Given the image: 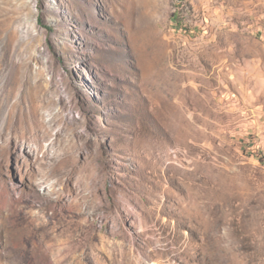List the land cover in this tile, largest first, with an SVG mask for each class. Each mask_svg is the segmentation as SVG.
<instances>
[{"label": "rangeland", "instance_id": "rangeland-1", "mask_svg": "<svg viewBox=\"0 0 264 264\" xmlns=\"http://www.w3.org/2000/svg\"><path fill=\"white\" fill-rule=\"evenodd\" d=\"M0 264H264V0H0Z\"/></svg>", "mask_w": 264, "mask_h": 264}, {"label": "trees", "instance_id": "trees-1", "mask_svg": "<svg viewBox=\"0 0 264 264\" xmlns=\"http://www.w3.org/2000/svg\"><path fill=\"white\" fill-rule=\"evenodd\" d=\"M176 15H177V14H174V16H173L174 19H176ZM257 157H258V154H257ZM261 161H262V160H261Z\"/></svg>", "mask_w": 264, "mask_h": 264}, {"label": "bare ground", "instance_id": "bare-ground-1", "mask_svg": "<svg viewBox=\"0 0 264 264\" xmlns=\"http://www.w3.org/2000/svg\"><path fill=\"white\" fill-rule=\"evenodd\" d=\"M14 128H15V127H14ZM14 130H17V131H18V129H16V128H15ZM16 137H18V136H16Z\"/></svg>", "mask_w": 264, "mask_h": 264}, {"label": "built area", "instance_id": "built-area-1", "mask_svg": "<svg viewBox=\"0 0 264 264\" xmlns=\"http://www.w3.org/2000/svg\"><path fill=\"white\" fill-rule=\"evenodd\" d=\"M259 157H260V155H259Z\"/></svg>", "mask_w": 264, "mask_h": 264}]
</instances>
